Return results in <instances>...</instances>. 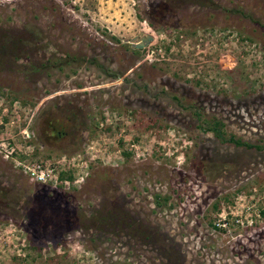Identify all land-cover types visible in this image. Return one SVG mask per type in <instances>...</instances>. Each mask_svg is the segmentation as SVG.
<instances>
[{
    "label": "rangeland",
    "instance_id": "obj_1",
    "mask_svg": "<svg viewBox=\"0 0 264 264\" xmlns=\"http://www.w3.org/2000/svg\"><path fill=\"white\" fill-rule=\"evenodd\" d=\"M260 210L264 0H0V264H264Z\"/></svg>",
    "mask_w": 264,
    "mask_h": 264
},
{
    "label": "trees",
    "instance_id": "obj_2",
    "mask_svg": "<svg viewBox=\"0 0 264 264\" xmlns=\"http://www.w3.org/2000/svg\"><path fill=\"white\" fill-rule=\"evenodd\" d=\"M154 14H155V12L153 10L147 11V13H146L147 19L149 17H154ZM148 24H149V26H153V22L150 19L148 20ZM49 123H51V122H49ZM210 130H212L217 137H220L221 136V133L216 128L212 127V128H210ZM50 132H52L51 135H53V141L54 142L55 141H60V139H62L64 137V133H65L64 131H62V129L59 128L58 124L56 125V124H53V123L50 124ZM227 142H231L234 145H244L243 142H241L239 140H236V139H233L231 137H229L227 139ZM247 146H249V145H247ZM253 147H256L257 148V146H253ZM62 176H63V174L60 175V177H62ZM259 213L260 214H263L264 212L262 210H260Z\"/></svg>",
    "mask_w": 264,
    "mask_h": 264
},
{
    "label": "built area",
    "instance_id": "obj_3",
    "mask_svg": "<svg viewBox=\"0 0 264 264\" xmlns=\"http://www.w3.org/2000/svg\"><path fill=\"white\" fill-rule=\"evenodd\" d=\"M37 168H38V165H37ZM31 175H34L33 172L31 173ZM36 179L38 180H42L43 176L41 174V172H39L38 175H35ZM248 210V209H247ZM236 221V220H235ZM227 219H226V216L223 214L221 216L220 219L217 220L216 223H213V225L216 227V228H222V229H225L227 228L226 225H227Z\"/></svg>",
    "mask_w": 264,
    "mask_h": 264
},
{
    "label": "flooded vegetation",
    "instance_id": "obj_4",
    "mask_svg": "<svg viewBox=\"0 0 264 264\" xmlns=\"http://www.w3.org/2000/svg\"><path fill=\"white\" fill-rule=\"evenodd\" d=\"M106 212H109V216H111L112 214L116 215L119 219H121V222H124L122 216H124V214H118L117 211L113 210V209H108ZM108 215L105 213L100 217V220H103V218H106ZM109 220V219H107Z\"/></svg>",
    "mask_w": 264,
    "mask_h": 264
},
{
    "label": "water",
    "instance_id": "obj_5",
    "mask_svg": "<svg viewBox=\"0 0 264 264\" xmlns=\"http://www.w3.org/2000/svg\"><path fill=\"white\" fill-rule=\"evenodd\" d=\"M150 39H151V36H149V35H145L144 38H143L142 40H143V42H147V41L150 40Z\"/></svg>",
    "mask_w": 264,
    "mask_h": 264
}]
</instances>
